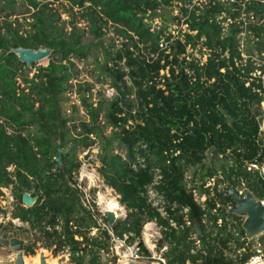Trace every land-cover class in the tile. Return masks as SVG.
<instances>
[{
  "label": "trees",
  "instance_id": "16d2710c",
  "mask_svg": "<svg viewBox=\"0 0 264 264\" xmlns=\"http://www.w3.org/2000/svg\"><path fill=\"white\" fill-rule=\"evenodd\" d=\"M62 13L70 19L63 20ZM157 17L162 24L154 26ZM80 20L87 31L78 27ZM108 24L121 46L104 49L101 71L116 95L94 103L88 96L92 86L78 84L74 93L88 120L77 116L76 105L68 115L65 94L73 92L70 81L79 73L75 60L89 54V40L103 44ZM18 48L49 49L48 65L29 77L31 69L12 52ZM263 62L264 0H0V194L11 188L17 202L12 218L40 230L61 219L64 239L46 233L43 248L54 255L64 248L83 251L71 261L83 264L89 257V264H100L97 253L106 249L107 235L87 237L95 223L71 187L82 166L79 155L97 144L100 176L128 211L112 225L116 235H140L155 216L142 193L158 168L160 191L169 202L190 208L189 218L201 228V248L208 252L195 250L190 230L168 231L169 263L243 264L248 253L237 262L221 251L212 254L213 244L225 246L232 235L207 242L203 211L183 177L191 172L204 180L221 170V182L264 198V180L247 170L249 163H264ZM58 147L67 151L61 166L55 161ZM135 155L145 158L146 168H131ZM26 192L37 197L31 208L23 206ZM216 198L225 206L232 202L219 192ZM207 204L210 210L215 201ZM230 216L244 235L243 218ZM9 229L28 240L25 255L34 256L39 239L11 224L1 226L0 234Z\"/></svg>",
  "mask_w": 264,
  "mask_h": 264
},
{
  "label": "built area",
  "instance_id": "2783aa9c",
  "mask_svg": "<svg viewBox=\"0 0 264 264\" xmlns=\"http://www.w3.org/2000/svg\"><path fill=\"white\" fill-rule=\"evenodd\" d=\"M259 74L260 72H258V75ZM260 137L264 144V121L260 124ZM143 148H145V146H143ZM115 152L117 153V151ZM122 156L124 157L125 155L122 154ZM79 160L82 162L80 158ZM131 168L135 171L139 168H146L145 158L140 155H135V161L131 163ZM247 170L256 172L258 176L264 180V163L263 165L249 163L247 164ZM152 174L153 179L150 184L144 187L142 195L148 207L155 213V216L143 224L140 235L125 233L122 236L114 233L112 225L107 223L105 215L107 212H112L115 216V222L119 219H125L128 215L127 209L120 204L119 196L116 192L104 183L101 176L89 170L88 167L83 168V166H81L78 175H75L71 182V187L78 191L82 206L95 223V227L87 233V237L101 240L103 233L107 235L106 249L97 253V259L100 264H120L127 260L153 261L159 264H170V257L168 256L170 246L164 240L165 233L168 231H175L178 233L190 230L191 239L195 241V250H200L203 255H207V250H202L201 248V237L200 239L197 237L196 224L194 220L189 218L190 208L169 202L159 189L163 181L161 170L154 168L152 169ZM223 179L224 175L221 170L211 177H206L204 180H201L199 176L195 177L191 172L185 173L183 177L186 190L191 194L194 202L203 211L201 223L204 226L205 239L207 242L211 243V241H213L211 239L217 235L220 237H225L227 234L232 235V240L227 241L225 246L219 243H216V246L213 244L214 251L212 254L214 255L221 251L220 253L225 258H231L237 262L242 260L244 255L248 253L249 256L243 264H264L263 243L258 240L254 241V239L250 238L246 233L241 235L238 228V221L230 216L233 215L229 213L230 203L225 206L216 198V192L226 196L225 193L228 191V188L232 187L226 182H221ZM201 187L202 190H200ZM233 188L240 197H245L246 188ZM7 189L10 190L9 194L6 193ZM1 192L2 194L5 192L7 195V205L3 206L0 204V227L11 224L18 232L24 229L25 235L28 238L39 239L37 242L38 248H42L46 243V233L55 232L64 239V234L62 232L63 222L61 219H58L53 225L43 223V230H40L39 228L30 229L28 223L18 218H12V212L17 206L16 199L11 188H1ZM27 193L32 195L31 192ZM107 199L114 200L118 204V207L113 206L110 208L106 201ZM209 200L215 201L214 208L210 210L207 204ZM256 200L264 206V198ZM23 206L25 205L23 204ZM219 210H221V212H219ZM209 216L215 217V219H211ZM243 223L244 218L242 226ZM75 239L81 240L77 236ZM237 242L240 243V247L237 246ZM53 248H55V246H53ZM195 250L192 252L194 253ZM82 254L83 251H76L73 253L69 248H64L58 252L57 255H66L67 258L72 259L79 258ZM104 255L109 256L108 260L105 259ZM197 264H202V261H198Z\"/></svg>",
  "mask_w": 264,
  "mask_h": 264
},
{
  "label": "rangeland",
  "instance_id": "374dc122",
  "mask_svg": "<svg viewBox=\"0 0 264 264\" xmlns=\"http://www.w3.org/2000/svg\"><path fill=\"white\" fill-rule=\"evenodd\" d=\"M177 10H174L173 15L177 14ZM74 11H77V9H74ZM169 12V11H167ZM26 16V15H25ZM15 17H10V20H13ZM19 21L23 22L22 16H18ZM79 18V17H78ZM62 19L63 20H68L70 19V16L68 13H62ZM161 19L159 17H157V19L154 21V26L155 25H161ZM87 24L83 21L80 20L78 22V27H80L81 29H85V31H87ZM25 29L27 28V26L24 24ZM172 29H175L176 26L174 24L171 25ZM106 35L103 37V44L99 45L98 43H93L92 40H89L90 43V49L91 51L89 52V54L82 60H75L77 69L79 71L78 76L76 77V79L70 81V83L73 86V92L72 93H66L65 94V104H64V111L66 112V114L70 115L71 113H73L72 110V106L76 105L80 107V101L78 96L74 93L76 91V89L78 88L76 85L78 84H89L92 86V93H89L88 96L90 94H92L91 96V102L97 103L99 99H103V100H107L110 101L111 99H113L116 95V88H114L112 86V80L109 76L105 75L102 73L101 71V67L104 64V49L108 48L109 45H111L112 43H114L116 45V48L119 49L121 46V39L119 37H117V35H115L113 27L111 26V24L107 25L106 28ZM89 37L87 33H85V38ZM90 38V37H89ZM105 47V48H102ZM199 56V54H198ZM206 56L203 57V60L205 59ZM48 58H45L41 61H37L35 62L36 65L35 66H31L30 64H28L29 68L31 69V73L29 74V77H32L33 74L35 73V69L39 66L41 67H46L48 65ZM264 76V75H263ZM264 79V78H263ZM128 85H130V83L128 82ZM133 98V97H132ZM77 116L80 118H82L83 120H88L86 119V117L84 116V111L83 109L80 107L79 109V113H77ZM101 120L103 121V115H101ZM264 121V120H263ZM107 134L110 133V129H108L106 131ZM118 152V150H116ZM98 153H99V146H97V144L91 149L88 150L87 152L80 154L79 158L82 160V166L83 168L88 167L89 170H92L94 173H96L97 175L100 176L99 173V168H100V163L98 160ZM10 190L7 189L6 193L9 194ZM6 193L3 192L2 195H0V204L5 206L7 205V200H6ZM1 235H5L7 238H12V237H18L21 239H24L22 237H20V235L15 236L13 230H8L5 233H2ZM25 237H27L24 234ZM264 238V233L261 234L260 236H256L254 237V241L258 240V241H262V239ZM26 241L25 246L28 244V240L24 239ZM38 247V246H37ZM1 250V247H0ZM43 250L46 252L47 255H50L52 258L57 257L58 255H54L53 253L51 254L50 250H47L46 248H38L36 249V254L40 251ZM27 257H32V256H27ZM105 259L108 260L109 256L104 255ZM89 257L86 258V262L83 264H89L88 263ZM67 264H74L70 258H67Z\"/></svg>",
  "mask_w": 264,
  "mask_h": 264
},
{
  "label": "water",
  "instance_id": "95a60500",
  "mask_svg": "<svg viewBox=\"0 0 264 264\" xmlns=\"http://www.w3.org/2000/svg\"><path fill=\"white\" fill-rule=\"evenodd\" d=\"M22 50L27 53V58H21L18 56V52ZM14 54L17 55L21 62L30 64L37 61H41L48 58L51 51L46 48L39 50L33 49H23L18 48L12 50ZM44 57V58H43ZM43 58V59H42ZM29 67V66H28ZM67 153L63 151L60 147L57 148L56 163L58 166L62 164V155ZM227 197L232 199L230 203L229 213L237 215L244 218L243 230L250 237L254 238L262 233H264V206L257 201L252 193L248 190L245 191V197H240L237 191L233 187H229L228 191L225 193ZM22 202L27 208H31L37 202V197L32 196L30 193H24L22 195ZM106 220L109 225L115 223V216L112 212H107ZM196 233L197 237H201V228L199 224L196 223ZM26 241L18 237L7 238L5 235L0 234V264H67V256L59 255L52 258L47 255L45 251L40 250L37 254L32 257H27L25 255L24 247ZM53 251H51V254ZM36 258V261H34ZM76 264V263H74ZM120 264H159L153 261H123Z\"/></svg>",
  "mask_w": 264,
  "mask_h": 264
},
{
  "label": "bare ground",
  "instance_id": "6f19581e",
  "mask_svg": "<svg viewBox=\"0 0 264 264\" xmlns=\"http://www.w3.org/2000/svg\"><path fill=\"white\" fill-rule=\"evenodd\" d=\"M18 56L19 57H21L22 59L23 58H27V53L26 52H24V51H22V50H20L18 53ZM44 58V57H43ZM42 58V59H43ZM107 202H108V204H109V207L111 208V207H113V206H117L118 207V204L114 201V200H111V199H107L106 200ZM263 234V233H262ZM261 235V234H260ZM260 235H258V236H260ZM34 261H36V258H34Z\"/></svg>",
  "mask_w": 264,
  "mask_h": 264
},
{
  "label": "clouds",
  "instance_id": "9594fccd",
  "mask_svg": "<svg viewBox=\"0 0 264 264\" xmlns=\"http://www.w3.org/2000/svg\"><path fill=\"white\" fill-rule=\"evenodd\" d=\"M27 208V207H26ZM59 256V255H58Z\"/></svg>",
  "mask_w": 264,
  "mask_h": 264
}]
</instances>
